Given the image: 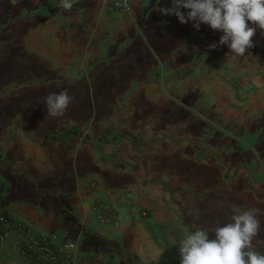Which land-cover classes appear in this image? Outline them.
<instances>
[{
	"label": "crops",
	"instance_id": "crops-1",
	"mask_svg": "<svg viewBox=\"0 0 264 264\" xmlns=\"http://www.w3.org/2000/svg\"><path fill=\"white\" fill-rule=\"evenodd\" d=\"M58 4L0 0V209L123 264H179L185 231L264 213L260 30L230 60L226 45L208 48L222 32L155 11L171 0H130L127 14ZM65 89L64 116H47L43 98ZM96 200L147 215L105 224ZM256 243L264 251V232ZM0 264L28 263L11 240Z\"/></svg>",
	"mask_w": 264,
	"mask_h": 264
},
{
	"label": "clouds",
	"instance_id": "clouds-1",
	"mask_svg": "<svg viewBox=\"0 0 264 264\" xmlns=\"http://www.w3.org/2000/svg\"><path fill=\"white\" fill-rule=\"evenodd\" d=\"M75 2L59 0L58 7L70 12ZM181 9L187 10L186 14ZM155 11L174 15L181 24L192 22L196 30L206 24L213 31L222 32L218 44H210L208 48L226 45L229 49L226 59L230 60L250 54L257 29L264 37V0H171L170 7L158 5ZM73 100L67 89L47 94L43 98L47 116H64ZM262 214L260 209L250 207L237 210L230 222L223 225L185 231L178 246L179 264H264V251L256 243L264 232Z\"/></svg>",
	"mask_w": 264,
	"mask_h": 264
},
{
	"label": "built area",
	"instance_id": "built-area-1",
	"mask_svg": "<svg viewBox=\"0 0 264 264\" xmlns=\"http://www.w3.org/2000/svg\"><path fill=\"white\" fill-rule=\"evenodd\" d=\"M102 4L110 12L127 14L130 10V0H102ZM164 75L165 68L161 63L157 76ZM130 207L127 211L122 208L114 209L103 200H96L93 210L102 223L115 225L120 224L127 216L147 215L145 210L137 206ZM11 240L15 250L28 264H123L111 259L101 261L83 254L77 241L62 240L55 232H38L17 214L0 209V252Z\"/></svg>",
	"mask_w": 264,
	"mask_h": 264
},
{
	"label": "trees",
	"instance_id": "trees-1",
	"mask_svg": "<svg viewBox=\"0 0 264 264\" xmlns=\"http://www.w3.org/2000/svg\"><path fill=\"white\" fill-rule=\"evenodd\" d=\"M83 242L100 243V242H102V239L100 237L93 235L89 231H86V232H84Z\"/></svg>",
	"mask_w": 264,
	"mask_h": 264
},
{
	"label": "rangeland",
	"instance_id": "rangeland-1",
	"mask_svg": "<svg viewBox=\"0 0 264 264\" xmlns=\"http://www.w3.org/2000/svg\"><path fill=\"white\" fill-rule=\"evenodd\" d=\"M157 81L162 87H166V76L164 75L163 77H158L157 76Z\"/></svg>",
	"mask_w": 264,
	"mask_h": 264
}]
</instances>
